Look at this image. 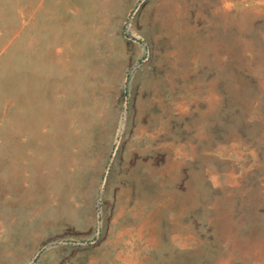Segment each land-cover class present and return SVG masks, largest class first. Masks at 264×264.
Returning a JSON list of instances; mask_svg holds the SVG:
<instances>
[{
  "label": "rangeland",
  "instance_id": "374dc122",
  "mask_svg": "<svg viewBox=\"0 0 264 264\" xmlns=\"http://www.w3.org/2000/svg\"><path fill=\"white\" fill-rule=\"evenodd\" d=\"M0 264H264V0H0Z\"/></svg>",
  "mask_w": 264,
  "mask_h": 264
},
{
  "label": "bare ground",
  "instance_id": "6f19581e",
  "mask_svg": "<svg viewBox=\"0 0 264 264\" xmlns=\"http://www.w3.org/2000/svg\"><path fill=\"white\" fill-rule=\"evenodd\" d=\"M41 6H42V5H41L40 2L38 1V2H37V11L41 8ZM10 45H12V42H10ZM10 47H11V46H9V44L3 46V48H4L5 50H7V51L10 49ZM122 122H123V121H122Z\"/></svg>",
  "mask_w": 264,
  "mask_h": 264
}]
</instances>
